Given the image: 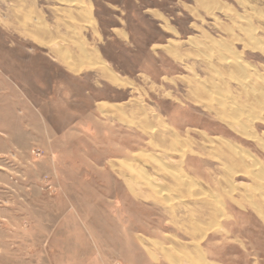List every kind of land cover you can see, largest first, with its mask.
<instances>
[{
    "label": "rangeland",
    "instance_id": "obj_1",
    "mask_svg": "<svg viewBox=\"0 0 264 264\" xmlns=\"http://www.w3.org/2000/svg\"><path fill=\"white\" fill-rule=\"evenodd\" d=\"M83 1L0 0V264H171L162 250L181 264H197L194 253L264 264V113L247 122L257 112L243 105L264 96L250 100L237 85L264 83V0ZM38 23L49 37L33 33ZM76 38L135 89L97 67L69 70L56 52L77 59ZM219 77L239 100L230 115L254 137L217 115L219 92L192 100ZM144 108L161 136L141 128ZM166 133L178 153L155 145ZM215 138L243 151L259 177ZM137 153L167 155L194 186L150 167L157 192L130 181L126 167L144 164Z\"/></svg>",
    "mask_w": 264,
    "mask_h": 264
},
{
    "label": "bare ground",
    "instance_id": "obj_2",
    "mask_svg": "<svg viewBox=\"0 0 264 264\" xmlns=\"http://www.w3.org/2000/svg\"><path fill=\"white\" fill-rule=\"evenodd\" d=\"M59 1H60V3L62 1L68 5H73V6L77 5L79 7H81L82 5L85 4L83 0H59ZM82 11H84V12H81L80 14L83 16L84 21L88 22V25L92 26L93 25V19L91 17L90 12H89V8H87V9L85 8ZM79 20H81V19L79 18ZM245 25L248 27L247 31H250L249 26H248L249 25L248 22ZM76 28H77V26H76ZM33 33H35L36 35H39L41 38L49 37V35L47 34V31L42 29V27L39 23L35 26ZM76 39H77V41L72 40V42H73V46L77 50L76 52L78 53L77 59H74V56H70V54H68L69 52L67 53L66 50L64 51L61 49H59V50L56 49L57 50L56 53L58 55L59 60H61L68 67L69 70L76 72V73H79L85 68L88 69L91 67H94V68L97 67L98 69H100L102 76L104 78H106L110 83H112V84H114L120 88H126V87L134 88L133 83H131L127 80H124L122 78H119L114 72H112L109 68H107V65L104 62H102V61L99 62L98 53L96 51H93V50L90 51V49L88 50V48H87L86 44L83 42V40H80V38H76ZM232 62L235 66L240 67V63L237 60V58L233 57V59L230 61V63H232ZM241 70L245 71L244 67L241 68ZM218 80L219 81H217V82L212 81V83H209V85L202 83V85H199V87H195L194 89H192V93H193V97H194L192 100L196 103L202 104V101H203L202 98L203 97H208V98L213 97L212 96L213 94L219 92V96L214 99L216 105L218 106L217 115H220L224 119L229 120L227 122H229L230 125L234 126L237 130H240V132L243 135H245L246 137H254L253 134L250 132L251 129L248 126L247 122H249L251 120L252 116H254V118L256 119L258 115H261L264 113V99H263V101H261L260 104L247 103V105H245L242 103L248 111H251V113L252 112L254 113V111L257 112L251 116L249 114L250 117L245 116L247 118V120H246L247 122H244L242 120L243 118L241 119V117L231 116L232 114L237 115V113L240 111L241 107H239L240 105H238L239 100L236 101L235 98L237 96L236 97L229 96V88L227 87V84H225L223 82V79H221L219 77ZM237 85L240 88V90L245 94V96L247 98H249L250 100L254 99V97L258 96V94H260V95L262 94L264 96V83H262L258 87V86H256L258 84L255 85L250 80L249 77H245V78L238 80ZM227 98L230 99V101ZM99 106H100L101 110L107 109V111H108V109H109L112 112L113 111L117 112L120 116H122L124 114V113L123 114L121 113V111H120L121 108L118 105L102 103ZM244 106L242 109H245ZM138 114L140 117L139 124H140L141 128L148 130L151 134L156 133V134H158V136H161V133L158 131V129H160L159 126H161L160 122H158V118L155 119L153 117V119H152L148 113V110H146V108L141 109L138 112ZM228 116H230L231 118H227ZM154 127H156V128H154ZM173 137L174 136H172L171 133H168V134L166 133L164 138L153 136V139L155 140V145L157 147H160L163 150L168 151L170 153H178L179 150H177L175 147H173V143H171V142H173ZM208 142H210V143L216 142L219 146H223V148H225L233 157H235L239 162L243 163L247 168H249V170L251 172L253 171L256 174H258V177H259V174L261 173L260 167L256 164H252V165L246 164L249 162H248V159H246L247 156L244 154L243 151L236 150L230 144L224 142V140L219 139V138H215L214 140L211 139ZM135 156L137 159L144 160V164L142 166H138L135 168H133V166L126 167L130 171V173H133L135 175V176L131 175V177H129L130 181L136 182L137 184H141V182H142V183L146 184L147 186L151 187V189L153 191L155 190L157 192V189H155L156 184L153 183L154 176L151 175L146 168V167H150L154 171V173H156L157 175H159L162 172L165 174H169V176L172 177L171 179H173L175 181H177V180L180 181V183L183 184L182 186H186L187 189L194 186L193 181L191 179L186 178V177L184 178V175H182L178 169L177 170H170L169 168L166 167L165 161H166V159H168L167 155L162 154L161 159H158V160H157L156 156L151 155V154L137 153V154H135ZM113 166H115V165H113ZM248 172L249 171H247V173ZM260 179L262 182L260 187L262 189H264V178L260 176ZM158 193L160 195L162 194V196H163V194L166 192H164V191L160 192L159 191ZM205 234H206V231H204V233L202 234L201 239L205 237ZM142 243L145 246H147V248L150 250L156 249L157 251L159 250L161 252L162 248H160L157 245H154L153 243L149 242L147 239H142ZM162 251H163L162 255L164 256V258L168 262H170L171 264H181L178 260L173 258L171 253L166 252L164 250H162ZM191 262H196L197 264H209L204 259V257H202L201 254H196V253H194V258L191 259Z\"/></svg>",
    "mask_w": 264,
    "mask_h": 264
}]
</instances>
